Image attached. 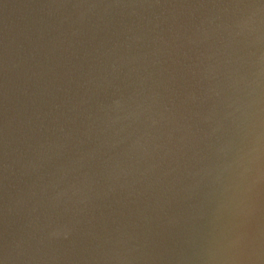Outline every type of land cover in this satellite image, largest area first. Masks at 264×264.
<instances>
[{"label": "water", "instance_id": "water-1", "mask_svg": "<svg viewBox=\"0 0 264 264\" xmlns=\"http://www.w3.org/2000/svg\"><path fill=\"white\" fill-rule=\"evenodd\" d=\"M0 264H264V0H0Z\"/></svg>", "mask_w": 264, "mask_h": 264}]
</instances>
